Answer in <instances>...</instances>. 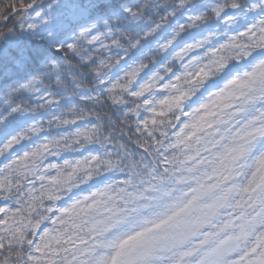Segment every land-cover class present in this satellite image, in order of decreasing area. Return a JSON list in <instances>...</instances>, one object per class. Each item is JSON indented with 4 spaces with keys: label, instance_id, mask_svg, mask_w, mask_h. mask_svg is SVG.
<instances>
[{
    "label": "clouds",
    "instance_id": "9594fccd",
    "mask_svg": "<svg viewBox=\"0 0 264 264\" xmlns=\"http://www.w3.org/2000/svg\"><path fill=\"white\" fill-rule=\"evenodd\" d=\"M0 264H264V0H0Z\"/></svg>",
    "mask_w": 264,
    "mask_h": 264
}]
</instances>
